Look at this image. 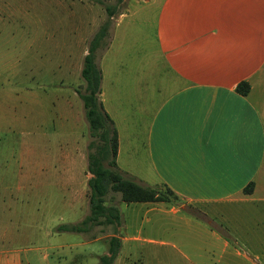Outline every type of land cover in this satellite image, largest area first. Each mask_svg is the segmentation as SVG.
Instances as JSON below:
<instances>
[{
  "label": "rangeland",
  "instance_id": "obj_1",
  "mask_svg": "<svg viewBox=\"0 0 264 264\" xmlns=\"http://www.w3.org/2000/svg\"><path fill=\"white\" fill-rule=\"evenodd\" d=\"M102 1L116 5L110 32L116 14L127 8V0ZM150 1L148 6L133 3L114 29L113 47L120 48L124 60L155 47V0ZM104 18L103 6L94 0H0V264L18 258L23 264H93L94 255L104 249L95 239L106 241L109 226H93L86 233L55 229L76 223L88 213L86 153L92 138L77 94L84 82L72 59L91 22L100 20V24ZM103 50L98 49V57ZM133 65L129 62L132 67L120 68L121 85L125 77H135ZM139 116L117 129L122 152L116 166L134 175L146 170L139 157L143 138ZM126 119L122 117L123 122ZM127 143L136 148L125 150ZM127 175L154 187L137 175ZM107 196L105 204L118 202L120 221L126 222L128 231L138 228L142 236L154 240L131 243L124 264H195L196 254L206 253L205 235L214 244L220 264H246L241 256L264 264V204L259 229L255 220L259 204L244 203L226 215L228 221L211 217L209 223L184 209L174 214L169 204L152 211L144 204L120 201L116 192ZM205 228L228 247L220 251V243L212 241ZM89 234L96 237L88 239Z\"/></svg>",
  "mask_w": 264,
  "mask_h": 264
},
{
  "label": "crops",
  "instance_id": "obj_2",
  "mask_svg": "<svg viewBox=\"0 0 264 264\" xmlns=\"http://www.w3.org/2000/svg\"><path fill=\"white\" fill-rule=\"evenodd\" d=\"M139 1L146 6L151 2L126 1L127 8L116 14L110 41L98 57L99 99L116 127V165L122 152L117 129L133 123L132 118L139 114L143 133L139 157L146 170L135 175L142 182L166 186L178 201L129 203L144 204L152 211L169 204L168 210L174 214L190 205L219 222L228 221L226 215L244 203L259 204L255 220L260 229L264 204V0H155L154 49L124 60L120 48L113 47L114 29ZM99 21L91 22L81 37L80 50L72 59L77 71L86 53V39ZM66 56L69 59L70 53ZM129 62L135 63L136 75L125 77L123 86L118 74L122 66L132 67ZM240 81L249 85L246 95L235 90ZM122 117L128 120L123 122ZM132 146L136 148L127 143L124 149ZM120 170L135 176L127 168ZM248 183L251 190L243 193ZM109 227L107 237L112 233ZM127 228L121 219L115 234L120 248L112 264L127 261L131 243L154 241L142 236L138 228ZM203 231L220 243V251L228 247L218 234L207 228ZM205 236L206 253L196 254L195 264H220L214 244ZM97 241L104 249L94 255L93 264L107 250V241L99 237ZM241 257L246 264H254ZM3 264L23 262L18 258Z\"/></svg>",
  "mask_w": 264,
  "mask_h": 264
},
{
  "label": "trees",
  "instance_id": "obj_3",
  "mask_svg": "<svg viewBox=\"0 0 264 264\" xmlns=\"http://www.w3.org/2000/svg\"><path fill=\"white\" fill-rule=\"evenodd\" d=\"M94 1L103 6L105 18L87 41L86 53L83 55L79 70L84 86L82 91H77L88 133L92 138L87 145L86 153V171L90 174L86 180L88 213L76 223L59 224L55 229L64 232L86 233L93 226H111L112 233L106 239V254L97 257V264H112L120 248V239L115 235L116 227L120 225V215L116 205L104 203L108 193H118L119 200L125 203L155 201L174 203L178 201V198L166 186L143 185L116 166L117 135L99 99L101 75L97 63L98 49H105L110 38V20L115 13L116 5L104 4L102 0ZM119 1L115 0L116 3ZM235 90L241 95H246L249 90L247 81L238 82ZM250 190L251 183H248L242 192L248 193ZM184 210L194 215L197 214L204 221L212 222L203 212L190 205L184 206ZM95 237V234L87 236L88 239Z\"/></svg>",
  "mask_w": 264,
  "mask_h": 264
}]
</instances>
